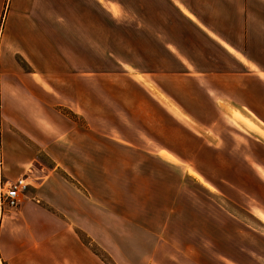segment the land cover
I'll return each instance as SVG.
<instances>
[{
	"label": "rangeland",
	"instance_id": "1",
	"mask_svg": "<svg viewBox=\"0 0 264 264\" xmlns=\"http://www.w3.org/2000/svg\"><path fill=\"white\" fill-rule=\"evenodd\" d=\"M171 1L178 3V0H41V84L62 103L73 102L76 97L89 103L92 99L98 111L118 117L120 122L110 124H121L122 131L128 135L147 134L140 130L139 119L155 120L148 126L143 123L145 128L158 135L167 133L175 152L168 154L158 149L152 158L127 151L111 154L110 214L105 218L95 209V222L103 223L106 233L98 234L100 241L78 234L79 241L93 252V261H3L0 256V264H153L141 261L148 258L149 251L145 248L152 246L149 242L153 246L155 242L142 233V227L152 226L159 233L168 232L172 242L177 243L188 211L210 212L214 208L222 211V223L231 220L230 216L237 229L246 224V231L254 233V247L262 249L263 241L257 238L259 235L264 238V200L261 198L264 196V149L260 155L257 153L260 147L256 140H264V123L251 120L239 107L236 109L219 100L224 109L222 115L218 114L220 126L205 127L180 105L193 95L181 82L171 80L169 91L174 93L173 101L149 84V71L177 68L173 55L165 50V43L190 31L203 48L206 46L203 35L198 36L190 25L182 26ZM183 1L192 4L210 28L227 38L233 37L242 49L250 38L258 48L255 52L264 56L261 48L264 0ZM209 52L216 59L206 61L209 56L202 54L199 57L202 63L208 64L207 68L235 69L232 55ZM15 60L19 65L29 66L25 57L17 55ZM140 79L153 87L151 91L158 97L168 101L174 117L172 124L160 120L154 103L147 107L144 99L150 97V91L139 88ZM61 108L73 116L69 108ZM203 111L197 109V112ZM69 157L68 154L65 158L67 163ZM94 165L100 167V164ZM65 177L70 181L69 176ZM89 177L93 182L102 183L98 181L102 177L97 171ZM3 180L0 171V182ZM97 190L101 198V190ZM17 207H3L0 230L2 215ZM168 220H173L171 233L170 228H164ZM245 232L241 234L238 230L243 241Z\"/></svg>",
	"mask_w": 264,
	"mask_h": 264
},
{
	"label": "crops",
	"instance_id": "2",
	"mask_svg": "<svg viewBox=\"0 0 264 264\" xmlns=\"http://www.w3.org/2000/svg\"><path fill=\"white\" fill-rule=\"evenodd\" d=\"M27 1L0 0V171L5 180L26 175L29 182L18 207L2 215L0 256L3 261H93V252L79 241L78 234L97 239L98 234L106 233L103 223L95 222V209L105 218L110 214L111 154L127 151L152 158L158 149L168 154L175 150L167 133L158 135L145 128L143 123L148 126L155 120L139 119L140 130L147 134L128 135L122 131L121 124H110L120 122L119 118L98 111L93 107L92 99V104L77 97L73 102L62 103L41 84V0ZM171 4L181 17L182 26L190 25L198 36L203 35L206 46L203 48L190 31L165 43V50L173 55L177 68L149 71V84L173 101L174 93L169 91L171 80L181 82L184 89L193 92V98L188 95L187 103L180 105L205 127L220 126L218 114L222 115L224 109L219 100L236 109L239 107L251 120L264 123V56L255 52L258 49L255 42L247 38L242 49L233 37L227 38L210 28L192 4L183 0L171 1ZM248 27L247 23L246 29ZM261 48L264 51V42ZM209 50L232 55L235 69L207 68L208 64L202 63L199 57L200 54L211 55ZM17 55L25 57L29 66L19 65L15 60ZM207 58L206 61L216 59L214 56ZM139 81L140 89L150 91V97L144 99L148 102L145 103L147 107L154 103L160 112V120L172 124L174 117L168 101L152 92L154 88L143 79ZM61 106L69 108L73 116ZM197 109L204 111L197 112ZM225 131L229 132L228 129ZM256 141L260 155L264 151L261 150L264 140ZM68 154L69 163L65 160ZM94 164H100L101 168ZM95 171L101 175L98 181L102 183L90 179L89 175ZM97 189L101 190V198L96 194ZM261 198L264 200V196ZM221 212L216 208L210 212L188 211L183 217L186 222L182 221L177 243L172 242L168 232L159 233L158 228L141 226L142 233L150 241L155 240L154 246L149 242L152 246L145 248L149 251L148 258L141 261L153 264H264L263 236L258 234L260 237L257 238L263 241L262 249L255 248L254 233L246 231V224L237 229L230 216L231 220L222 223ZM166 223L164 228H170L171 233L173 220ZM239 229L241 234L246 231L243 233L245 241L238 235Z\"/></svg>",
	"mask_w": 264,
	"mask_h": 264
},
{
	"label": "built area",
	"instance_id": "3",
	"mask_svg": "<svg viewBox=\"0 0 264 264\" xmlns=\"http://www.w3.org/2000/svg\"><path fill=\"white\" fill-rule=\"evenodd\" d=\"M29 186L27 176L18 177L15 180L0 182V212L3 207L15 208L18 206L20 196Z\"/></svg>",
	"mask_w": 264,
	"mask_h": 264
},
{
	"label": "bare ground",
	"instance_id": "4",
	"mask_svg": "<svg viewBox=\"0 0 264 264\" xmlns=\"http://www.w3.org/2000/svg\"><path fill=\"white\" fill-rule=\"evenodd\" d=\"M262 213V212H261Z\"/></svg>",
	"mask_w": 264,
	"mask_h": 264
}]
</instances>
